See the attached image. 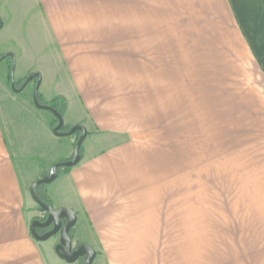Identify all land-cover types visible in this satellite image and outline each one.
<instances>
[{"label": "crops", "instance_id": "1", "mask_svg": "<svg viewBox=\"0 0 264 264\" xmlns=\"http://www.w3.org/2000/svg\"><path fill=\"white\" fill-rule=\"evenodd\" d=\"M9 7L14 9L8 11ZM167 12L174 14L169 16L173 19L189 13L190 20L220 22L217 35L227 50L230 43L224 21L227 26L232 21L241 49L237 60H252L264 78V0L0 2V54L13 52L7 44L12 40L14 46L22 47L21 54L14 56L17 60L36 51L47 66L32 65L25 73L41 75V99L63 97L66 131L83 125L89 132L81 162L60 173L46 192L54 209L67 208L77 214L78 229L72 230L77 240L83 241L82 233L91 230L98 254L95 264L99 258L109 264L159 259V253L133 245L165 243L164 224L123 218V209L127 197L142 194L137 191L148 179L149 173L140 170L144 134L151 125L150 111L159 104V82L150 79L144 61L135 53L150 50L151 21L160 35L159 27L165 26L160 21L166 20ZM2 69L0 264H68L56 254L54 238L40 242L31 235L37 216L30 188L54 164L72 159L80 134L54 135L53 115L34 106L33 92L24 99L14 95L5 79L7 71ZM259 256L256 252L227 253L224 264H261Z\"/></svg>", "mask_w": 264, "mask_h": 264}, {"label": "rangeland", "instance_id": "2", "mask_svg": "<svg viewBox=\"0 0 264 264\" xmlns=\"http://www.w3.org/2000/svg\"><path fill=\"white\" fill-rule=\"evenodd\" d=\"M4 1L15 0H0ZM166 15L160 21L165 24L159 27L160 35L151 21L150 50L135 53L150 79L158 80L160 91L158 107L150 111L149 132H144L140 170L149 176L137 191L142 194L127 197L123 209V218L164 224L165 243L133 245L159 253V259L112 262L224 264L227 253L241 251L259 253L258 263L264 264V78L252 60H237L240 44L232 21L229 27L224 21L227 50L217 35L220 22L190 20L189 13L181 14L182 19L170 18L172 12ZM13 43L7 44L16 57L22 47ZM32 65L47 66L36 51L15 59L17 88ZM3 67L9 81L11 62L6 59L0 64V76ZM35 84L18 93L20 99L34 92ZM66 127L61 132H67ZM27 132L25 127L24 135ZM49 185H44L45 191ZM34 212L36 219L45 215L36 204ZM81 236L83 241L73 236L74 247L80 242L94 247L91 230ZM109 263L99 258L96 264Z\"/></svg>", "mask_w": 264, "mask_h": 264}, {"label": "water", "instance_id": "3", "mask_svg": "<svg viewBox=\"0 0 264 264\" xmlns=\"http://www.w3.org/2000/svg\"><path fill=\"white\" fill-rule=\"evenodd\" d=\"M7 58L12 59V67L10 72V86L13 92L21 93L31 82L35 81V88L33 92V104L39 110H44L53 115L57 120V125L53 129L54 135L58 137H70L77 133L80 134L78 140L75 143L72 159L58 162L54 164L41 179L34 182L30 188V194L33 201L39 207L41 213L46 214L47 219L45 222H41L38 219L33 220L30 226V233L34 239L40 242H45L55 236H59L58 244L55 246L56 254L66 263L75 264L83 259L81 264H94L97 257V252L88 244L81 243L75 250L73 244V237L71 231L77 224V214L67 208L54 209L53 206L48 205L41 200L38 189L41 186L49 185L57 180L59 171L65 168H73L77 166L82 159L81 148L84 141L89 136V132L83 125H75L68 132H61L64 127L63 116L49 105L40 103L39 90L41 86V75L39 73L30 74L23 82L20 88H17L15 82V57L12 53L3 55L0 58V63ZM52 229L45 233L40 234L39 229H46L51 227Z\"/></svg>", "mask_w": 264, "mask_h": 264}, {"label": "trees", "instance_id": "4", "mask_svg": "<svg viewBox=\"0 0 264 264\" xmlns=\"http://www.w3.org/2000/svg\"><path fill=\"white\" fill-rule=\"evenodd\" d=\"M1 23H2V21L0 19V25H1ZM1 57L2 56H0V58ZM7 60H9L11 62V65H12V59L11 58H7ZM39 101L42 104L49 105V106L53 107L62 116H64L65 110L67 108V102H66V100L63 97H56L52 101H50V103H45L44 101H42L41 96L39 94ZM53 125H54V127L57 125V120L55 118H54V121H53ZM66 130H68V127H66ZM61 131H63V130H61ZM81 153H82V148H81ZM66 170H68V168L60 170L59 174L64 172V171H66ZM38 194H39V196H40L42 201H44L45 203H47L50 206H53V203H52L51 199L48 197L44 186L39 187Z\"/></svg>", "mask_w": 264, "mask_h": 264}, {"label": "flooded vegetation", "instance_id": "5", "mask_svg": "<svg viewBox=\"0 0 264 264\" xmlns=\"http://www.w3.org/2000/svg\"><path fill=\"white\" fill-rule=\"evenodd\" d=\"M46 219H47V216H46V214H45L44 217H42L41 219L39 218L38 220L41 221V222H45ZM51 229H52V226H51V227H48V228H46V229H39L38 232H39L40 234H45V233L49 232ZM70 234H71V236L73 237L72 231H71ZM56 237H58V241H59V236H58V235L55 236V237H53V238H56ZM57 244H58V242L56 243V245H57ZM78 246H79V245H78ZM78 246L74 247L73 250H75ZM82 261H83V259L80 260L81 263H82Z\"/></svg>", "mask_w": 264, "mask_h": 264}]
</instances>
